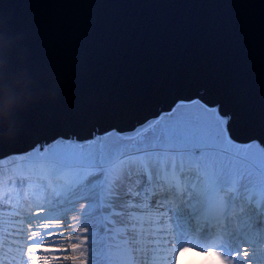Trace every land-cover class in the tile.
<instances>
[{"label": "water", "instance_id": "obj_1", "mask_svg": "<svg viewBox=\"0 0 264 264\" xmlns=\"http://www.w3.org/2000/svg\"><path fill=\"white\" fill-rule=\"evenodd\" d=\"M16 42L40 95L0 116V157L193 97L235 140H264V0H0V47Z\"/></svg>", "mask_w": 264, "mask_h": 264}, {"label": "snow or ice", "instance_id": "obj_2", "mask_svg": "<svg viewBox=\"0 0 264 264\" xmlns=\"http://www.w3.org/2000/svg\"><path fill=\"white\" fill-rule=\"evenodd\" d=\"M191 109L209 118V132L185 134L182 117ZM227 123L216 108L177 104L172 112L143 129L151 131V136L141 137L140 156L108 169L95 164L97 153L114 151L116 145L123 153L136 145L122 143L119 136L89 143L66 137L33 145L23 159L45 175L34 180L27 170L0 172V208L10 211L15 222L14 228L2 233L0 264H41L36 253L44 243L71 242V249H49L54 252L87 251L83 246L89 237L92 260L97 257L98 264H148L141 257L165 242L170 250L169 264L190 244L205 248L220 264H254L257 250L264 249V175L226 161L235 158L233 149L255 145L264 152V140L238 146L230 139ZM168 156L178 159L169 162ZM8 160L16 163L11 157ZM77 163L83 173L78 186L84 189L79 199L85 205L70 219L69 213L76 210L74 202L49 193L55 183L62 182V171ZM37 180L41 181L39 196L33 204L31 188ZM17 196H22L28 208L23 216ZM189 201L194 202L193 208L204 206L195 226L179 215ZM33 207L43 211L33 212ZM216 213L223 216L222 224ZM194 234L197 239L192 238ZM46 257L47 253L43 264H48ZM71 259L75 264V257ZM68 260L64 255L61 264Z\"/></svg>", "mask_w": 264, "mask_h": 264}, {"label": "rangeland", "instance_id": "obj_3", "mask_svg": "<svg viewBox=\"0 0 264 264\" xmlns=\"http://www.w3.org/2000/svg\"><path fill=\"white\" fill-rule=\"evenodd\" d=\"M192 104V103H201L205 105L208 108H216V105H209L203 101H201L198 98H190V99H177L170 108L166 110L160 111L157 115H154L152 117H149L145 120H142L141 122L135 124L132 128H127L123 130H117V129H109L103 132L94 133L93 136L85 138V139H76L73 136H63V137H57V138H66V137H72V139L77 143H89L93 141L98 140H105L115 137H122L123 141L122 143L132 145L135 144L136 148H128L124 150L123 153L119 151V145L115 146L114 151L111 152H101L97 153L95 164L103 167L104 169H108L115 164L119 166L120 162L128 159L132 156H140L141 153L137 151L138 148L143 147V145H140V139L141 137H150L151 131L144 132L143 129L146 128L150 123L159 120L162 116H166L168 113L172 112V110L176 107L177 104ZM220 113V112H219ZM221 114V113H220ZM222 118H225L227 120L228 114H221ZM182 119L185 121V128L184 132L188 136H196L199 134L207 133L211 129V123L207 116L198 113L195 109L189 110ZM230 136V134H229ZM55 138V139H57ZM53 139V140H55ZM230 139L234 143H236L238 146H246L249 143H251L255 139H250L247 141H241V140H235L233 137L230 136ZM53 140H44L40 144L44 143H51ZM256 141V140H255ZM38 144V143H36ZM32 148L21 151V152H14L12 155H6L4 157H0V172L7 174L8 169L11 168L13 172L15 171H30L31 174L34 177V180L38 176L45 175V173L41 172L39 169H34L31 167L30 163L26 162L23 157L24 154L29 152ZM235 153V158L231 159L230 161H226V163L232 164L236 167H244L255 170L258 174L264 175V152L260 151L255 145H252L248 149L244 150H238L233 149L232 150ZM11 157L16 160V163L13 165L9 163L8 158ZM169 162H173L177 160L178 158L168 156L167 157ZM85 163H91L85 162ZM82 171L80 170L79 163L69 165L68 168L62 171V182L55 183L52 187V190L50 191L49 195L50 197H57L61 200H68L69 202H74L75 211H72L69 213V218H75L79 215V211L84 207L85 201L79 199V196L83 193L84 189L80 188L78 186L80 177L82 175ZM54 182L57 181V178L55 176L50 177ZM41 181H36L31 191L33 193V199L32 203L35 204L38 202L37 197L39 196L38 188L39 183ZM27 190V189H26ZM17 201L20 202L22 205V212L21 215L23 216L27 211V206L23 205V199L22 196L16 197ZM194 204V202L189 201L187 204L183 205L181 208V212L179 215L181 217H186L191 219V224L195 226L197 224L198 218L201 216L202 212L204 211L203 205H196L195 208H193L191 205ZM35 207L32 208V211H43V209H36ZM192 214V215H191ZM11 212L7 209L0 208V243L3 242L4 236L2 235L3 232L9 231L12 228L15 227V222L11 219ZM216 218L219 221V223L224 222V218L221 214L216 213ZM35 222V221H34ZM42 224H57L61 223V221H42ZM193 239H197L196 235L192 237ZM87 249V251H83L81 249L80 251H67V252H54L49 251V249L55 248V249H71V242L68 244H65L63 241H61L58 244L50 245L47 243H44L40 245L41 251L36 253V255H39L41 257V264H43L45 259V253H47V260L48 264H61L62 258L64 255L69 256L68 261H64L63 264H73L72 257H75V264H98L97 257L94 256V259L92 260V249H91V239L89 237V241L87 244L83 246ZM187 250L183 252L177 253V259L172 261L171 264H220L219 258L215 255H211L210 252H207L205 248H197L195 244L187 245ZM252 251L253 249H249ZM83 251V254L81 252ZM170 250L167 248V244L165 242V245L161 248L156 249H149L148 254L144 257H141V259L147 260L148 264H169L168 261V255ZM197 253L196 259H191L192 254ZM2 255V253H0ZM191 255V256H190ZM210 255V256H209ZM59 257V259H57ZM190 258V259H189ZM17 259H19V255H17ZM189 262H188V261ZM191 260L193 262H191ZM219 260V261H218ZM183 261V262H182ZM254 264H264V249L257 250L256 257L253 258ZM219 262V263H218Z\"/></svg>", "mask_w": 264, "mask_h": 264}, {"label": "clouds", "instance_id": "obj_4", "mask_svg": "<svg viewBox=\"0 0 264 264\" xmlns=\"http://www.w3.org/2000/svg\"><path fill=\"white\" fill-rule=\"evenodd\" d=\"M40 79L19 42L0 47V116H15L34 103L40 95Z\"/></svg>", "mask_w": 264, "mask_h": 264}, {"label": "bare ground", "instance_id": "obj_5", "mask_svg": "<svg viewBox=\"0 0 264 264\" xmlns=\"http://www.w3.org/2000/svg\"><path fill=\"white\" fill-rule=\"evenodd\" d=\"M211 255H212V254H211ZM190 256H191V255H190ZM209 256H210V255H209ZM195 257H197V253H193L191 259L193 260V258H194V260H195V259H196ZM216 258H217V257H216ZM189 259H190V258H189ZM192 260H191V262H193ZM187 261H188V260H187ZM189 261H190V260H189ZM189 261H188V262H189ZM218 261H219V260H218ZM182 262H183V261H182ZM218 263H219V262H218Z\"/></svg>", "mask_w": 264, "mask_h": 264}, {"label": "trees", "instance_id": "obj_6", "mask_svg": "<svg viewBox=\"0 0 264 264\" xmlns=\"http://www.w3.org/2000/svg\"><path fill=\"white\" fill-rule=\"evenodd\" d=\"M149 117H151V115H149V116H148V117H146L145 119H147V118H149ZM145 119H144V120H145ZM137 123H139V122H137ZM137 123H135V124H137Z\"/></svg>", "mask_w": 264, "mask_h": 264}]
</instances>
